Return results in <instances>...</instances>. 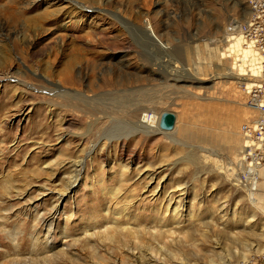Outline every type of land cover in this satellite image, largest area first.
<instances>
[{"label":"rangeland","instance_id":"374dc122","mask_svg":"<svg viewBox=\"0 0 264 264\" xmlns=\"http://www.w3.org/2000/svg\"><path fill=\"white\" fill-rule=\"evenodd\" d=\"M249 1L0 0V264H248L264 254V174L254 205L236 165L245 149L234 151L254 80L227 40ZM148 22L167 26L169 41ZM76 48L85 57L71 65ZM90 50L131 71L146 55L151 80L116 84L96 71L91 93L79 76ZM139 103L152 119L175 113V130L134 126Z\"/></svg>","mask_w":264,"mask_h":264},{"label":"bare ground","instance_id":"6f19581e","mask_svg":"<svg viewBox=\"0 0 264 264\" xmlns=\"http://www.w3.org/2000/svg\"><path fill=\"white\" fill-rule=\"evenodd\" d=\"M84 1L89 3V4H94L95 2L96 3L98 2V0H84ZM11 7H12V11L14 13V12H18V10L20 9L21 6H20V4L18 2H15V3H13L11 5ZM124 12L127 14V17L129 19V21H131L132 23H135V24L142 23V16H141L140 12L132 11L131 8L130 9L129 8L126 9V7L124 9ZM250 14H251V11L248 14V17L250 16ZM155 15L158 17L159 14L156 13ZM47 19H48V17H45L41 21V23H44V22L48 21ZM51 20H53V19H51ZM156 24H158V22H156ZM34 26L36 27L37 25H34ZM148 26H149L150 29H152L154 31V32H150V33H153L155 35V37H157L159 39V41H162V42L169 41V34H168V32H166V30H168L167 26H163L162 28L161 27L159 28L158 26L155 25V23H149L148 22L147 30H150L148 28ZM36 29H37V27H36ZM152 30H150V31H152ZM227 36H229L231 38V39L227 38L228 43L229 44L232 43L230 45V47L228 48V52H230L233 56H235L238 59V62L241 63L239 65L235 64V68L237 70H239L240 73L245 74V76L248 75V73H250L249 75H252L251 76L252 78L259 76V74H260L259 62H260V60L257 57V54L252 49H250L249 47H247L245 45V43L243 42V40H242V38L240 36H238V35H236V36L227 35ZM92 39L93 40L91 42H93V43H94V41H98V38L93 37V35H92ZM62 46H63V44H62ZM200 46L204 47L205 45L200 44L199 47ZM212 50L215 51V49H212ZM74 53H75L74 57L73 56H72L73 58L70 57L71 59H70L69 63L71 65L78 64L79 59L82 60L83 57H85V56H83L84 53H83L82 49H77L76 48V49H74ZM88 53L91 56L87 59V61H86L87 64L86 65L80 64L81 65V68H80L81 70L79 71V76H80L82 81H84V82L87 81L88 84H91L89 86V91L91 93H94L95 89L101 88V86L98 85L99 83L97 84V82H100V79L99 78L95 79L94 78L95 75L93 76V74L96 71H103L105 74L108 75L107 79L109 80V82L110 81H116V84H122L123 81L128 82L129 80H133V79H135L136 81H139V82L151 80V73L150 72L152 70H151L150 67L154 66V64H153V61L151 60V58H149L146 55L138 54L137 61L141 64V69L139 71L138 70L137 71H131V70H129V68H128L129 66L127 64L122 65V64H117L115 62L116 60L101 59L100 57H103V55H104L103 53H97V52H94L92 50L88 51ZM81 55H82V57H81ZM79 63H81V62L79 61ZM98 75H99V73H98ZM121 80H122V82H121ZM101 82H102V80H101ZM94 84H97V85H94ZM176 85L177 84H173V86H176ZM247 86L251 87L252 84H247ZM151 106L152 105H149V104L139 103L137 105L135 111L133 112L134 114L135 113H139V112H144L142 117H141V119L139 118L138 122L134 126H139V128H141V130L143 132H147L148 134L158 131L159 124H160V119H158V117H156V115H155L156 118L152 119V116L155 114V112L153 111V108H151ZM176 125H177V123H176ZM113 133H115V132H113ZM111 135H112V133H111ZM109 140H117V141H119L120 139L119 138H111V139L109 138ZM235 142H236V146L234 148V151L235 152H238V150L241 151L244 148L243 147L244 139L243 140H241V138L239 139L238 135L236 134ZM235 142L232 140L233 145L235 144ZM244 152L246 153V151H244ZM240 156L238 155L237 157H240ZM236 165H237V167H241V165H244V168L242 167L243 171H244L245 174L248 173L247 175L249 177V186H250L249 187V198H250L252 204L255 205L256 202H257L255 192H256V189H257L259 176H261L259 174V172H260V170L263 167L260 168L259 170H256V169H253V168L250 169L249 165L246 164V160L244 162V160L240 159V158L236 162ZM244 261L246 263H248L250 261L248 264H250L252 262V260H248L247 255L244 256Z\"/></svg>","mask_w":264,"mask_h":264},{"label":"built area","instance_id":"2783aa9c","mask_svg":"<svg viewBox=\"0 0 264 264\" xmlns=\"http://www.w3.org/2000/svg\"><path fill=\"white\" fill-rule=\"evenodd\" d=\"M249 8L250 16L242 22H231L227 35L240 36L260 60L259 76L253 77L251 87H246L247 104L252 113L240 129L247 155L246 164L250 169L259 170L264 167V0H250ZM257 257L250 264H264V255Z\"/></svg>","mask_w":264,"mask_h":264},{"label":"water","instance_id":"95a60500","mask_svg":"<svg viewBox=\"0 0 264 264\" xmlns=\"http://www.w3.org/2000/svg\"><path fill=\"white\" fill-rule=\"evenodd\" d=\"M177 115L172 112H165L161 115L159 130L163 132H172L176 128Z\"/></svg>","mask_w":264,"mask_h":264},{"label":"crops","instance_id":"0c3cea01","mask_svg":"<svg viewBox=\"0 0 264 264\" xmlns=\"http://www.w3.org/2000/svg\"><path fill=\"white\" fill-rule=\"evenodd\" d=\"M260 172H261V171H260ZM260 172H259L260 175L264 174V173H260ZM259 177H260V176H259ZM258 186H259V179H258Z\"/></svg>","mask_w":264,"mask_h":264}]
</instances>
